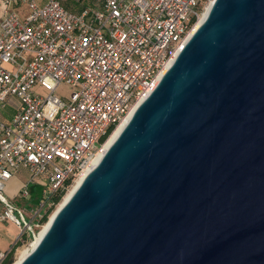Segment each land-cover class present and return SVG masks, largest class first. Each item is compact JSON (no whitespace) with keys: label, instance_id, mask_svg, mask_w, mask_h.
<instances>
[{"label":"water","instance_id":"water-1","mask_svg":"<svg viewBox=\"0 0 264 264\" xmlns=\"http://www.w3.org/2000/svg\"><path fill=\"white\" fill-rule=\"evenodd\" d=\"M18 264H264V0H213Z\"/></svg>","mask_w":264,"mask_h":264},{"label":"built area","instance_id":"built-area-1","mask_svg":"<svg viewBox=\"0 0 264 264\" xmlns=\"http://www.w3.org/2000/svg\"><path fill=\"white\" fill-rule=\"evenodd\" d=\"M0 1V107L19 102L0 118V222L28 242L101 150L100 138L154 89L208 0H101L79 11L67 0ZM21 169V196L41 187L28 212L4 193Z\"/></svg>","mask_w":264,"mask_h":264},{"label":"bare ground","instance_id":"bare-ground-1","mask_svg":"<svg viewBox=\"0 0 264 264\" xmlns=\"http://www.w3.org/2000/svg\"><path fill=\"white\" fill-rule=\"evenodd\" d=\"M213 0H208L205 8L203 10L202 15L200 16V18L198 19V21L194 24L193 29L190 31L188 37L192 34V32H194V30L199 26V24L201 23V21L204 19V17L206 16L211 4H212ZM179 49H177L175 51V53L173 54V56L171 57L167 67L172 63V61L174 60V57L176 56L177 52ZM140 103V102H139ZM137 103V105L139 104ZM136 108V106L131 110V112L128 114L127 117H125L120 124L113 130L112 133H110V135L106 138V140L102 143V148L101 150H99L96 155L92 158L91 163L85 168V170L81 173V175H79L74 182L71 184V186L68 188V190L64 193V195L62 196V198L60 199V201L56 204L55 208L50 212L47 220L44 222L43 226L40 228L38 234L36 235L35 239L30 240L26 245L18 248L17 252H16V256L15 259L13 261L12 264H18L30 251L31 249L36 245V243L38 242V240L40 239V237L43 235L44 231L46 230V228L48 227L50 221L52 220L54 214L56 213V211L58 210V208L68 199V197L72 194V192L74 191V189L78 186V184L81 182V180L83 179V177L86 175V173L93 167L95 166V164L99 161V159L101 158V156L103 155L104 151L106 150V148L111 144V142L115 139V137L118 135V133L120 132V130L123 128V126L127 123V121L129 120L130 116L132 115L134 109Z\"/></svg>","mask_w":264,"mask_h":264},{"label":"rangeland","instance_id":"rangeland-1","mask_svg":"<svg viewBox=\"0 0 264 264\" xmlns=\"http://www.w3.org/2000/svg\"><path fill=\"white\" fill-rule=\"evenodd\" d=\"M68 3L69 2H66L65 4H68ZM0 7H2V9H4L3 3L1 1H0ZM75 7L79 8L80 5L78 3L77 4L75 3ZM18 10L21 13L24 11V8L20 7V8H18ZM65 92H68V89H64L63 91H60V94L63 95V94H65ZM39 93L44 95L46 93V91L45 90H39ZM18 103L19 102H18L17 98H10V100L6 106H4L2 108L0 107V118L4 117V119H10L11 115L14 112L13 111L14 107H17ZM98 145L99 144H97V146ZM27 178H28L27 171H25L24 169H21L17 174L14 175V177L11 180L5 182L4 193L8 198H12L11 201L14 204L25 208L28 212L31 209V207H35V202L33 201V199H31L34 196V194L28 198V197L21 196L19 193L20 187L24 184V182L27 180ZM8 193L11 194V197L8 195ZM55 206H52V210L55 208ZM19 242L21 243V245L15 249L14 259H15L16 252H17L18 248L26 245L29 242V240H28V242L27 241H25V242L19 241Z\"/></svg>","mask_w":264,"mask_h":264},{"label":"trees","instance_id":"trees-1","mask_svg":"<svg viewBox=\"0 0 264 264\" xmlns=\"http://www.w3.org/2000/svg\"><path fill=\"white\" fill-rule=\"evenodd\" d=\"M100 1L101 0H81L80 2H78V4L80 5L79 8H76L75 7V3L74 4H71L70 0H67L66 2H69L68 4H65V6L67 8H69L70 10H76V11H79L81 10L82 8L88 6V5H94V6H100ZM65 2V3H66ZM77 4V3H76ZM14 111V110H13ZM112 131V128H110L108 130V132L106 134H104L101 138H100V144L103 143L106 138L109 136V134L111 133ZM30 192H31V196L34 194V196L32 197L33 201L36 202V200L39 198L40 196V192H41V187L39 185H34V186H31L30 187ZM61 196L62 195H59L55 198V203H58L61 199ZM52 208L49 210V212H51ZM47 220V216H45L43 218V222H45ZM21 243L20 242H17L14 247L7 253V255L5 256V258L0 261V264H12L13 261H14V252H15V249L20 246Z\"/></svg>","mask_w":264,"mask_h":264},{"label":"crops","instance_id":"crops-1","mask_svg":"<svg viewBox=\"0 0 264 264\" xmlns=\"http://www.w3.org/2000/svg\"><path fill=\"white\" fill-rule=\"evenodd\" d=\"M3 9L0 7V17ZM27 181V180H26ZM26 181L24 183H26ZM11 197V194L8 193ZM19 228L12 222H0V252L11 250L18 240Z\"/></svg>","mask_w":264,"mask_h":264}]
</instances>
